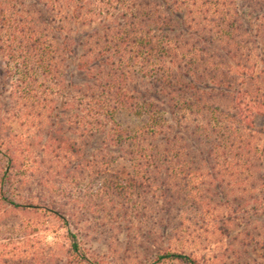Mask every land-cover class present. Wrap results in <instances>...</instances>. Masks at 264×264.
Listing matches in <instances>:
<instances>
[{
  "label": "trees",
  "instance_id": "16d2710c",
  "mask_svg": "<svg viewBox=\"0 0 264 264\" xmlns=\"http://www.w3.org/2000/svg\"><path fill=\"white\" fill-rule=\"evenodd\" d=\"M75 59L82 84L64 77ZM0 60L13 79L6 99L0 81V235L28 230L12 214L45 211L69 226L71 264H102L71 232L74 214L10 189L46 188L59 167L108 174L119 159L133 168L131 194H151L159 224L177 222L141 264H203L196 246L172 245L234 232L264 261V0H0ZM125 112L141 126L123 128ZM16 123L37 132L19 137ZM97 137L105 149L88 155ZM124 203L114 208L128 220ZM25 247L0 236V264Z\"/></svg>",
  "mask_w": 264,
  "mask_h": 264
},
{
  "label": "rangeland",
  "instance_id": "374dc122",
  "mask_svg": "<svg viewBox=\"0 0 264 264\" xmlns=\"http://www.w3.org/2000/svg\"><path fill=\"white\" fill-rule=\"evenodd\" d=\"M78 40L75 41L76 59L82 53ZM76 59L69 63L64 77L68 83L82 84L87 76L77 70ZM0 81L6 99L8 92L5 89H10L8 87L13 79L6 75V67L1 60ZM117 120L123 128L135 129L141 126L140 120L129 116L126 112L118 116ZM263 124L264 120L258 121L259 126ZM13 129L22 138L33 136L37 132V129L32 127L26 130L19 123H16ZM67 130V126L62 127L60 136H68ZM28 132H30L29 135ZM86 148L88 155L105 149L103 137H97ZM114 154L117 155V153ZM41 156L44 158L39 151L34 157L42 161ZM132 170L129 163L119 159L111 167L109 173L104 175L81 176L78 174L75 176L68 172L69 170L60 174L59 167L57 173L47 177L51 180L48 187L38 188L35 185L22 189L13 187L14 189H10V192L17 201L41 204L54 208L64 215L74 214V220L68 217L71 232L78 237L85 253L91 259L102 264L151 263L158 248H166L169 234L175 225L170 226L177 222L164 223L165 226L159 224V220L156 221L154 214L149 210L156 204L151 194L146 199H139V196L131 194L134 185L133 178H131ZM145 192L148 191L145 190ZM123 202L129 209L128 220L115 212L114 205L123 204ZM190 203L184 208H189L192 218L198 206L194 203L190 205ZM140 209H144L145 213L139 212ZM10 218L11 221L15 220L28 228L21 235L19 233L10 235L7 232L0 235L25 243L26 252L16 259V264H71L67 253L70 244L69 226L65 222L45 211L12 214ZM201 235V240H196V242L192 239V242L187 241V244L186 241L183 244L174 243L172 249L185 250L187 248L186 250L189 251L188 248L196 246V249L200 250L199 256L203 264H251L254 261L264 264L258 254L238 249V244L234 239L237 236L235 232L228 239L209 238L202 233Z\"/></svg>",
  "mask_w": 264,
  "mask_h": 264
}]
</instances>
